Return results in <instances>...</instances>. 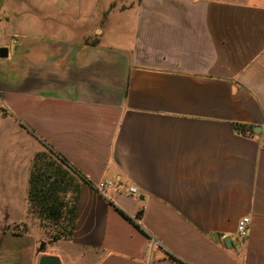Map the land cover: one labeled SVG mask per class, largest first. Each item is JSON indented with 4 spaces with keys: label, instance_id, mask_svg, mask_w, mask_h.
Wrapping results in <instances>:
<instances>
[{
    "label": "crops",
    "instance_id": "obj_1",
    "mask_svg": "<svg viewBox=\"0 0 264 264\" xmlns=\"http://www.w3.org/2000/svg\"><path fill=\"white\" fill-rule=\"evenodd\" d=\"M135 15L133 38L2 46L0 264H38L49 244L28 205L44 144L84 178L58 243L95 264H264V0L145 1ZM114 206L142 211L144 233Z\"/></svg>",
    "mask_w": 264,
    "mask_h": 264
},
{
    "label": "rangeland",
    "instance_id": "obj_2",
    "mask_svg": "<svg viewBox=\"0 0 264 264\" xmlns=\"http://www.w3.org/2000/svg\"><path fill=\"white\" fill-rule=\"evenodd\" d=\"M145 1L156 3L157 0H0V47H9L13 38L35 36L103 38L104 43H108V38H133L135 12ZM4 142L6 148L13 147L11 138ZM43 152L56 161L48 150ZM47 230L48 234L42 236L49 243L45 244L44 255L59 254L61 264H95L90 257L92 252L74 251L77 248L68 243H58L67 239L53 238L58 232L55 227L49 226Z\"/></svg>",
    "mask_w": 264,
    "mask_h": 264
},
{
    "label": "trees",
    "instance_id": "obj_3",
    "mask_svg": "<svg viewBox=\"0 0 264 264\" xmlns=\"http://www.w3.org/2000/svg\"><path fill=\"white\" fill-rule=\"evenodd\" d=\"M234 127L239 132H244L247 129V126L238 123L234 124ZM44 146L56 161L49 158L44 152L34 156L29 176V210L36 214L44 227H55L58 232L54 234L53 238L70 240L75 223L76 204L80 189L79 180L84 181V178L79 176L75 168L64 157L54 152L47 144ZM71 181L73 184L70 186ZM114 207L125 219L144 233L138 222L142 211L132 218L118 207ZM166 257L177 264H188L169 253L166 254Z\"/></svg>",
    "mask_w": 264,
    "mask_h": 264
},
{
    "label": "built area",
    "instance_id": "obj_4",
    "mask_svg": "<svg viewBox=\"0 0 264 264\" xmlns=\"http://www.w3.org/2000/svg\"><path fill=\"white\" fill-rule=\"evenodd\" d=\"M113 185H114V181L112 180L111 181H100L97 184V189L103 190ZM128 191L132 194H135L137 192V188L135 186H129ZM249 224H250L249 216H243L238 220L236 228H237V235L240 238H243L247 235Z\"/></svg>",
    "mask_w": 264,
    "mask_h": 264
},
{
    "label": "water",
    "instance_id": "obj_5",
    "mask_svg": "<svg viewBox=\"0 0 264 264\" xmlns=\"http://www.w3.org/2000/svg\"><path fill=\"white\" fill-rule=\"evenodd\" d=\"M8 48H0V58L7 57ZM254 132H259V127L255 126L253 128ZM215 239H217L216 235H213ZM225 242L230 245L231 241L229 237L225 238ZM38 264H61L60 259L56 256L42 255L39 258Z\"/></svg>",
    "mask_w": 264,
    "mask_h": 264
}]
</instances>
